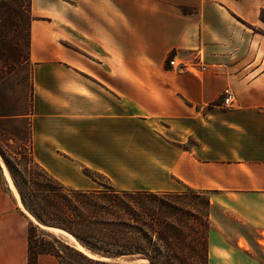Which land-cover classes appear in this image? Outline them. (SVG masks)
Listing matches in <instances>:
<instances>
[{"label": "crops", "instance_id": "obj_1", "mask_svg": "<svg viewBox=\"0 0 264 264\" xmlns=\"http://www.w3.org/2000/svg\"><path fill=\"white\" fill-rule=\"evenodd\" d=\"M262 14L264 0H30L19 118L34 160L73 190L96 188L84 168L119 190L207 191L208 264H262L215 220L251 228L264 250ZM226 87L232 108L221 105ZM121 159L133 160L132 186H117ZM2 172L0 264H28L29 219Z\"/></svg>", "mask_w": 264, "mask_h": 264}, {"label": "trees", "instance_id": "obj_2", "mask_svg": "<svg viewBox=\"0 0 264 264\" xmlns=\"http://www.w3.org/2000/svg\"><path fill=\"white\" fill-rule=\"evenodd\" d=\"M6 2L11 9L5 10ZM18 13L28 16L29 49L30 0H0V24L4 19L6 22L19 17ZM16 23L17 20L10 24L15 26ZM29 152V164L36 174L28 169L20 170L19 163L15 166L1 152L0 155L18 198L37 223L63 230L82 249L105 258L137 256L147 264H208L210 198H205L201 209L197 203L200 204V195L209 192L119 190L111 184L72 190L36 163L31 147ZM90 173L92 171L85 169L84 175L94 181ZM37 233L51 241L37 242ZM56 243H59L56 238L29 222L28 264H36L39 255L53 256L60 264H72L71 258L66 260L56 248ZM65 248L77 257L76 264H120Z\"/></svg>", "mask_w": 264, "mask_h": 264}, {"label": "rangeland", "instance_id": "obj_3", "mask_svg": "<svg viewBox=\"0 0 264 264\" xmlns=\"http://www.w3.org/2000/svg\"><path fill=\"white\" fill-rule=\"evenodd\" d=\"M21 1L22 0H20V2ZM4 5H5V10L7 8L8 9L12 8L9 2H6ZM19 8L20 6L18 7V9ZM17 15H19V17L16 16L15 18H12V21L5 22L4 19L5 23L2 22L0 24V152L5 156V158L11 164L16 166V164L19 163L20 170L24 171V169L25 170L28 169V172L30 173L34 172L36 174V171L33 168H31V164H29L30 161L29 150L31 144L29 142L28 118H19L22 115H27L29 110L28 94L30 89V71L28 66L24 63L28 57V42H27L28 16L27 15L22 16L19 13ZM261 19L262 22L264 23V14L261 15ZM16 20H17L16 25L12 26L10 23L15 24ZM171 60H175V56H170L167 58L166 61L167 65L170 68L178 69L179 68L178 65L176 67L175 66L171 67L169 65V62ZM189 71L197 75V71L195 69L190 68ZM220 99L222 105V95ZM185 148H187V145H185ZM135 161H137V163L140 162V160H135ZM118 162L121 164L122 167H118V175H116V179L118 182L117 186H122V187L130 186V185L132 186L131 182H133L137 178V175H126L124 172L126 170L125 163H131L133 162V160L121 159L118 160ZM0 169L3 170L7 180L9 181L10 186H12V182H11L12 180H10L11 177H9L10 175H8L9 172L6 173L5 171L7 170V167L1 155H0ZM81 172L84 175L85 169L83 168ZM90 176L95 181L96 188L98 187L97 184H111L112 186H114L112 181H110L106 176L101 175L97 172L92 171V173H90ZM151 178L154 179L155 176H151ZM137 180L139 181V179ZM62 185L66 187L64 184ZM15 191L17 190H14V192ZM188 191L185 190V192ZM15 193L16 195H19L17 194L18 192ZM206 197L210 198V193H208V195H200V197H198L199 198L198 201L200 204L197 203V205L200 209L203 208V203ZM25 212L28 216L29 222H32L44 234L50 235L59 241V243H56L55 246L60 252H62L63 257H65L66 260L71 258L69 262H71L72 264H76L77 261H79L77 257L73 256V253H71L68 249L65 248V246H68L73 250L79 251V249L76 248V246L70 239H68L65 236H56L50 233L48 230L43 229L42 227L39 226V223H37L34 217L26 209ZM216 213L217 214L215 216V220L217 223V227L220 228V230L229 234L236 235L237 233H240L244 235L248 241L249 247L254 257L258 261H260V263L264 264V250L258 247L254 242V238L256 235L255 231L252 230L251 228H244L240 226L238 223L222 215L220 212H216ZM31 217L34 219V221L31 219ZM37 236H38L37 242H41L42 240L45 242L51 241L50 238L46 236H41L38 233ZM34 252L36 253V250ZM139 258L140 257L137 256L116 258L117 259L116 261H107V262L125 264L124 261L126 259L136 260ZM140 264H147V263L143 262Z\"/></svg>", "mask_w": 264, "mask_h": 264}, {"label": "built area", "instance_id": "obj_4", "mask_svg": "<svg viewBox=\"0 0 264 264\" xmlns=\"http://www.w3.org/2000/svg\"><path fill=\"white\" fill-rule=\"evenodd\" d=\"M169 65L171 67L177 66L175 64V60H171L169 62ZM234 103H235V96H234L232 90L229 87L225 88L222 92V105H223V107L224 108H232Z\"/></svg>", "mask_w": 264, "mask_h": 264}, {"label": "water", "instance_id": "obj_5", "mask_svg": "<svg viewBox=\"0 0 264 264\" xmlns=\"http://www.w3.org/2000/svg\"><path fill=\"white\" fill-rule=\"evenodd\" d=\"M39 226L40 227H42L43 229H56V228H53V227H48V226H43V225H40L39 224ZM59 230V229H58ZM86 252H88V251H86ZM88 254H89V257H91V258H100V259H104V260H106V261H116L117 259L115 258H105V257H101V256H98V255H93V254H91V253H89L88 252ZM88 256V255H87ZM143 262H145V260L144 259H142V258H139V259H136V260H130V259H126L125 261H124V263L125 264H140V263H143Z\"/></svg>", "mask_w": 264, "mask_h": 264}, {"label": "bare ground", "instance_id": "obj_6", "mask_svg": "<svg viewBox=\"0 0 264 264\" xmlns=\"http://www.w3.org/2000/svg\"><path fill=\"white\" fill-rule=\"evenodd\" d=\"M6 171V170H5ZM6 173H7V171H6ZM13 186V185H12ZM14 188V187H13ZM15 190V189H14ZM16 192V191H15ZM16 197L18 198V195H16ZM50 233H52V234H54V235H56V236H65V237H67L68 239H70L73 243H74V245L76 246V248H78L80 251H82L83 253H85L86 255H88L89 256V254H88V252H86V250H84V249H82L77 243H76V241L70 236V235H68L67 233H64V232H62V231H60V230H58V229H47Z\"/></svg>", "mask_w": 264, "mask_h": 264}]
</instances>
